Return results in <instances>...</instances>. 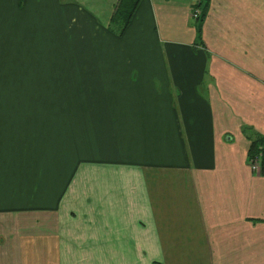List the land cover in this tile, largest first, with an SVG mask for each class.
Returning a JSON list of instances; mask_svg holds the SVG:
<instances>
[{
    "label": "crops",
    "instance_id": "obj_1",
    "mask_svg": "<svg viewBox=\"0 0 264 264\" xmlns=\"http://www.w3.org/2000/svg\"><path fill=\"white\" fill-rule=\"evenodd\" d=\"M118 2L0 0V264H264V0Z\"/></svg>",
    "mask_w": 264,
    "mask_h": 264
},
{
    "label": "rangeland",
    "instance_id": "obj_2",
    "mask_svg": "<svg viewBox=\"0 0 264 264\" xmlns=\"http://www.w3.org/2000/svg\"><path fill=\"white\" fill-rule=\"evenodd\" d=\"M84 25H86V23H82L81 21L75 22V27L73 28L74 30L73 29L69 30V31L73 30V37L71 38L70 42L66 41L67 39L66 35L60 36L58 38V48H59L58 55L57 54L55 55V52L48 53L46 51V46L44 45L43 59L48 58L52 60H74V61L82 60L83 58L96 59L97 57L93 55H88V56L84 55V53L86 52L85 49L93 46L94 44L97 43L99 39L102 38H100V34L98 33L92 36H88L87 31L84 32L83 29ZM91 33L93 34L92 29H91ZM71 70L72 69H68L67 67H62V68L60 67L58 70V77H55L53 79V81H55V84H58V92L60 93V98L64 97L68 93V89L71 87H73L71 91L77 95L81 93L83 89L90 86V84H84V83H75V84L63 83L64 76H67ZM83 70H84L83 68L74 69L75 74L77 75H83ZM65 79H67V77ZM66 102L67 100H60V106H65ZM82 105H83L82 100L76 103V106H82Z\"/></svg>",
    "mask_w": 264,
    "mask_h": 264
},
{
    "label": "trees",
    "instance_id": "obj_3",
    "mask_svg": "<svg viewBox=\"0 0 264 264\" xmlns=\"http://www.w3.org/2000/svg\"><path fill=\"white\" fill-rule=\"evenodd\" d=\"M20 5H23L25 0H18ZM143 0H119L117 3L114 13L110 19V23L108 27H106L107 31L116 36L123 37L131 26L136 12L142 3ZM211 7V0H196L193 7V14L196 10L199 11V17L195 19L197 24V32L198 35L201 36L203 25L206 17L209 14ZM264 146V137H257L252 142V146L250 149L249 159ZM262 171L261 175L264 176V160L262 163Z\"/></svg>",
    "mask_w": 264,
    "mask_h": 264
},
{
    "label": "built area",
    "instance_id": "obj_4",
    "mask_svg": "<svg viewBox=\"0 0 264 264\" xmlns=\"http://www.w3.org/2000/svg\"><path fill=\"white\" fill-rule=\"evenodd\" d=\"M193 17L197 19L199 17V11L196 10L193 14ZM264 160V146L260 150H258L250 159H249V165L251 166L252 170L255 173H261L262 171V163Z\"/></svg>",
    "mask_w": 264,
    "mask_h": 264
}]
</instances>
